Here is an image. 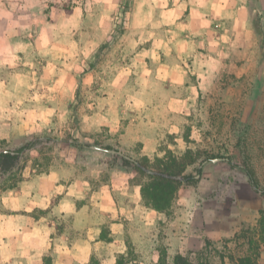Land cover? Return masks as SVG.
<instances>
[{"label": "crops", "instance_id": "crops-1", "mask_svg": "<svg viewBox=\"0 0 264 264\" xmlns=\"http://www.w3.org/2000/svg\"><path fill=\"white\" fill-rule=\"evenodd\" d=\"M129 2L122 36L135 74L97 96L83 131L103 127L122 154L152 158L168 136L186 145L184 126L200 130L185 124L213 90L229 102L246 98L245 83L264 92V0ZM219 160L209 187L180 186L168 212L144 203L141 177L119 158L29 173L0 189V264H235L227 251L264 199L246 179L221 185Z\"/></svg>", "mask_w": 264, "mask_h": 264}, {"label": "rangeland", "instance_id": "rangeland-1", "mask_svg": "<svg viewBox=\"0 0 264 264\" xmlns=\"http://www.w3.org/2000/svg\"><path fill=\"white\" fill-rule=\"evenodd\" d=\"M130 6L129 0H0V149L39 137L11 172L0 175V189L51 167L80 171L92 161L116 160L108 152L93 154L84 147H104L109 136L103 127L83 131L81 123L98 95L116 90L135 74L129 64L137 54L126 50L122 36ZM244 87L246 98L238 102L220 100L214 90L208 99L197 101L195 114L185 125L192 123L200 130L184 126L186 145L175 146L169 136L161 145L160 156L170 151L196 158L185 169L196 179L187 185L190 188L209 187L205 181L213 174L209 165L219 157L223 170L216 174H222L221 185L246 179L264 199V92L258 87L253 93L246 83ZM73 140L82 145H71ZM260 216L259 211L254 224L238 231L228 255L264 264Z\"/></svg>", "mask_w": 264, "mask_h": 264}, {"label": "trees", "instance_id": "trees-1", "mask_svg": "<svg viewBox=\"0 0 264 264\" xmlns=\"http://www.w3.org/2000/svg\"><path fill=\"white\" fill-rule=\"evenodd\" d=\"M39 137L31 139L16 148L0 149V175L11 172L19 163L23 153L34 145V141ZM71 145L80 147L82 144L77 140H73ZM90 146V145H85ZM104 148L113 149L110 145ZM114 158H119L125 166L132 167L140 178L141 196L144 203L157 210L168 212L171 202L182 185L193 184L196 179L194 175L185 173L187 166L193 164L196 158H188L187 153L177 156L170 151H166L163 155H155L152 158L141 156L131 159L122 155L113 154ZM215 158V157H213ZM246 173L252 183H255L253 173L245 167ZM200 170V168H198ZM260 223H264V209L260 210ZM264 232V226L261 230ZM235 264H253L250 257H239ZM175 264H210L207 261L190 262L187 258L177 256Z\"/></svg>", "mask_w": 264, "mask_h": 264}, {"label": "water", "instance_id": "water-1", "mask_svg": "<svg viewBox=\"0 0 264 264\" xmlns=\"http://www.w3.org/2000/svg\"><path fill=\"white\" fill-rule=\"evenodd\" d=\"M89 147L92 148V149L103 150V151L111 153V154H118V155H122V156H124L126 158H129L128 155L122 154L121 152H119L116 149H108V148L100 147V146H97V145H90ZM219 159H220L219 157H215V158H212L211 160L212 161H217Z\"/></svg>", "mask_w": 264, "mask_h": 264}]
</instances>
